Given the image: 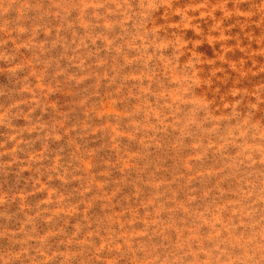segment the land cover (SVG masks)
I'll return each instance as SVG.
<instances>
[{
  "label": "clouds",
  "instance_id": "1",
  "mask_svg": "<svg viewBox=\"0 0 264 264\" xmlns=\"http://www.w3.org/2000/svg\"><path fill=\"white\" fill-rule=\"evenodd\" d=\"M0 264H264V0H0Z\"/></svg>",
  "mask_w": 264,
  "mask_h": 264
}]
</instances>
